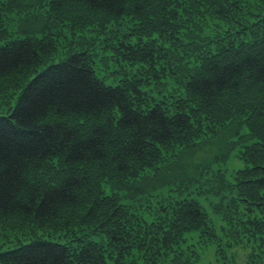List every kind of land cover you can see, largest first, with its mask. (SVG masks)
Masks as SVG:
<instances>
[{
    "label": "trees",
    "instance_id": "trees-1",
    "mask_svg": "<svg viewBox=\"0 0 264 264\" xmlns=\"http://www.w3.org/2000/svg\"><path fill=\"white\" fill-rule=\"evenodd\" d=\"M170 1L51 5L60 21L82 15L88 26L132 18L144 23L141 35L157 28L172 37V51L162 60L181 91L163 85L156 101L141 88L147 73L123 69L113 85L97 76L88 52L55 61L47 38L6 40L0 29V81L21 79L15 104L0 113V220L14 218L32 233L63 229L76 239L75 246L33 240L1 254V263L197 264L198 249L215 239L197 198L160 192L155 207L141 211L132 198L143 193H130L129 180L160 172L165 152L204 128L254 114L259 125L248 126L250 138L241 142L250 144L241 156L259 159L248 164L255 177L241 180L223 217L235 241L245 237L258 249L248 264H264V0H199L187 12L192 20L182 10L180 17L173 14L178 24L172 28L162 8ZM203 24L204 32L195 30ZM126 54L120 57L131 62L155 58L154 48Z\"/></svg>",
    "mask_w": 264,
    "mask_h": 264
},
{
    "label": "rangeland",
    "instance_id": "rangeland-1",
    "mask_svg": "<svg viewBox=\"0 0 264 264\" xmlns=\"http://www.w3.org/2000/svg\"><path fill=\"white\" fill-rule=\"evenodd\" d=\"M192 1L194 2L190 4ZM198 1L171 0L167 4L168 8L162 7L166 23L171 28L177 25L173 14L180 17V10L191 19L192 16L188 13L192 5L199 3ZM52 2L53 0H0V29L4 30V38L6 40L28 36L38 40L47 38L53 46L55 55H52V60L55 61L65 59L66 54L88 52L93 57L92 64L97 76L113 85L120 82L123 69L131 74L147 73L143 76L144 85L141 88L145 93L148 92V96L154 101L160 96L157 93L161 92L158 88L163 85L172 88L174 92L181 91V87L172 80V71L166 70L163 66L165 61L162 59L166 50L172 51L173 46L172 37L162 36L164 30L155 28L153 33L141 35L138 26L142 27L144 23H136L132 18L90 22L88 26L83 25L86 19H82V15L71 18L72 22L60 21L52 11ZM253 14L251 13L250 17L254 22L256 17ZM201 15L205 17L206 13ZM204 24L197 26L195 30L204 32L207 28ZM184 28L194 31L190 26ZM149 46L155 50L154 60L145 62L125 60L128 58L126 52L131 50L152 52ZM120 55L125 58H121ZM150 76L153 80L149 82ZM19 80L20 76H12L0 81V113H6L9 106L15 104L18 88L21 87ZM250 124L252 130L259 125L254 114L244 119H233L218 126L204 128L196 139L184 145H173L167 150L160 172L149 178L129 180V183L133 184V191L130 193H143L133 200V203L137 201L134 205H139L141 211L149 212L148 206L155 207L160 192L173 191L197 198L206 218L210 220L209 224L215 236L209 246L198 249L197 264H248L251 259L259 256L258 249L248 243L245 237L237 238L235 241L230 222L223 217L228 201L241 188V180L255 177V172L252 173L253 169L248 164H258L259 159H255L254 156V159L244 161L241 156L245 154L244 146L250 144L241 142L242 139L250 138L248 128ZM102 191L107 195L112 194L109 186H103ZM121 194L123 197L127 196V192ZM243 207L245 205L241 206ZM18 222L14 218L0 220V255L21 244L39 239H52L75 246L76 239L68 237V233L63 229L51 233L34 230L32 233L27 228H19ZM94 240L100 242L99 235Z\"/></svg>",
    "mask_w": 264,
    "mask_h": 264
},
{
    "label": "bare ground",
    "instance_id": "bare-ground-1",
    "mask_svg": "<svg viewBox=\"0 0 264 264\" xmlns=\"http://www.w3.org/2000/svg\"><path fill=\"white\" fill-rule=\"evenodd\" d=\"M136 197H137V196H135L134 198H132V202H133V200H134ZM124 202L127 203V204H131V202H130L129 199H126ZM134 202H135V201H134Z\"/></svg>",
    "mask_w": 264,
    "mask_h": 264
}]
</instances>
